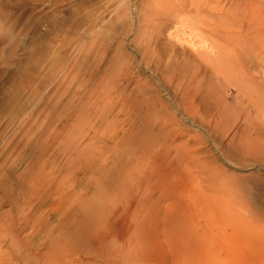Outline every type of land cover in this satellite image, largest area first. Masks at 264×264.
I'll return each instance as SVG.
<instances>
[{
    "label": "rangeland",
    "instance_id": "rangeland-1",
    "mask_svg": "<svg viewBox=\"0 0 264 264\" xmlns=\"http://www.w3.org/2000/svg\"><path fill=\"white\" fill-rule=\"evenodd\" d=\"M12 232L31 264H264V0H0V264Z\"/></svg>",
    "mask_w": 264,
    "mask_h": 264
},
{
    "label": "bare ground",
    "instance_id": "bare-ground-1",
    "mask_svg": "<svg viewBox=\"0 0 264 264\" xmlns=\"http://www.w3.org/2000/svg\"><path fill=\"white\" fill-rule=\"evenodd\" d=\"M140 1L142 2V0H140ZM145 1H146V0H145ZM148 1H149V0H147V2H148ZM140 5H141V4H140ZM148 6H149V5H148ZM169 29H171V28H169ZM168 31H169V30H168ZM178 31H179V30H178ZM171 32H172V31H171ZM171 32H168V33L166 32V33H167V35H171ZM173 32H174V31H173ZM173 32H172V33H173ZM172 35H173V34H172ZM172 35H171V36H172ZM174 35L177 36L176 33H174ZM174 35H173V38L175 37ZM183 36H184V35H183ZM181 37H182V36H181ZM168 38L172 39L171 37H168ZM204 38H205V37H204ZM176 39H177V40H176ZM179 39H183V38H180V37H179ZM179 39H178V38H175V40L177 41V43H179V42H178ZM184 39H185V38H184ZM188 41H189V40H188ZM192 42H193V41H192ZM192 42H189V43H190V45H189L190 47L192 46V45H191ZM186 43H187V42H186ZM186 43H185V44H186ZM189 43H188V44H189ZM195 43H196V42H195ZM200 43H201V42H200ZM169 44H170V43H169ZM181 44H182V43H181ZM195 45H196V44H195ZM195 45H194V46H195ZM194 46H193V47H194ZM186 47H187V46H186ZM164 48H165V47H164ZM191 48H192V47H191ZM194 48H195V47H194ZM191 51H192V50H191ZM145 52H146V51H145ZM149 52H150V51H149ZM195 52H196V51H195ZM195 52H194V53H195ZM203 52H204V51H203ZM197 53H200V52H197ZM208 53H209V52H208ZM148 54H149V53H148ZM203 54H204V53H203ZM195 55H196V54H195ZM200 55H202V53H201ZM149 57H150V55H148V58H149ZM198 57H199V56H198ZM198 57H197V58H198ZM202 57L205 58V60L207 61V59H208L207 54L202 55L201 58H202ZM151 58H152V57H151ZM151 58H150V59H151ZM209 58H210V57H209ZM213 59H214V58H213ZM151 60H152V59H151ZM159 60L161 61V59H159ZM211 60H212V58H210V61H211ZM142 61H143V60H142ZM202 61H203V60H202ZM210 61H209V62H210ZM149 62H150V61H149ZM182 62H183V61H182ZM188 62H189V61H188ZM150 63H151V62H150ZM157 63H158V61H157ZM162 63H163V62H162ZM162 63H161V64H162ZM213 63H214V62H213ZM147 64H149V63H147ZM147 64H146V65H147ZM182 64H183V63H182ZM144 65H145V64H144ZM184 65H186V63H185ZM158 66H159V65H158ZM182 66H183V65H182ZM187 66H188V65H187ZM187 66H185V67H187ZM180 67H181V66H180ZM92 68H93V67H92ZM188 68H189V67H188ZM178 71H180V70H178ZM181 72H182V71H181ZM176 73H178V72H176ZM129 74H130V73H129ZM179 74H180V73H179ZM182 75H183V72L181 73V76H182ZM196 75H197V74H196ZM125 76H127V74H126ZM130 76H131V74H130ZM90 77H91V76H90ZM90 77H89V78H90ZM193 77H194V76H193ZM169 78H170V77H169ZM179 78H180V76H178V77L175 76V80H179ZM126 79H128V78H126ZM133 79H134V77H133ZM135 79H136V78H135ZM135 79H134V80H135ZM171 79H172V78H170V80H171ZM95 80H96V79H95ZM134 80H133V81H134ZM136 80H137V79H136ZM136 80H135V82L138 83V81H136ZM195 80H196V79H195ZM127 81H128V80H127ZM172 81H173V79H172ZM172 81H171V83H172ZM191 81H192V80H191ZM130 82H132L131 78H130V80H129L128 83H130ZM179 82H183V80H182V81H179ZM179 82L177 81V83H179ZM126 83H127V82H126ZM92 84H95V83H92ZM139 84H141V83H139ZM137 85H138V84H137ZM176 85H178V84H176ZM179 85H180V84H179ZM140 86H141V85H140ZM141 87H142V86H141ZM179 87H180V86H179ZM188 87H189V86H188ZM198 87H199V86H198ZM136 88H138V87H136ZM195 88H196V87H195ZM181 90H182V88H181ZM181 90H180V92H181ZM186 90H187V89H186ZM137 91H138V90H137ZM140 92H141V91H140ZM182 92H183V91H182ZM205 92H206V91H205ZM187 94H188V93H187ZM204 94H205V93H204ZM206 94H207V92H206ZM128 95H130V94H128ZM133 95H134V94H133ZM207 95H208V94H207ZM211 95H212V94H211ZM143 96H144V95H143ZM123 97L126 98L125 95H124ZM123 97H122V98H123ZM182 97H183V96H182ZM140 98H141V97H140ZM151 98L153 99L154 97H151ZM203 98H204V96H203ZM203 98H202V99H203ZM206 98H207V97H206ZM129 99H130V98H129ZM131 99H132V98H131ZM131 99H130V100H131ZM155 99H156V98H155ZM123 100H125V99H123ZM158 100H159V99H158ZM184 100H185V99H184ZM149 101H150V100H149ZM127 102H128V101H127ZM129 102H131V101H129ZM121 103H122V101H121ZM133 103H134V102H133ZM138 103H140V102H138ZM123 104H124V103H123ZM142 104H143V103H142ZM151 104H152V103H151ZM136 105H137V104H136ZM138 105H139V104H138ZM154 105H155V104H154ZM154 105H153V107H154ZM148 106H149V105H148ZM148 106H147V109L149 108ZM140 107H141V106H140ZM142 108H143V107H142ZM133 109H134V108H133ZM136 109H138V108H136ZM140 109H141V108H140ZM136 111H137V110H136ZM148 111H149V110H148ZM134 112H135V111H134ZM137 112H138V111H137ZM139 112H140V110H139ZM152 112H153V111H152ZM150 113H151V112H150ZM156 113H159V112L157 111ZM166 113H167V112H166ZM146 114H147V113H146ZM146 114H144V115H146ZM153 114H154V113H153ZM164 114H165V113H164ZM158 115H159V114H158ZM158 115L156 114L155 117H156V116L158 117ZM167 115H168V113H167ZM148 117H149V115H148ZM166 117H167V116H166ZM156 119H157V118H156ZM153 120H155V119H153ZM169 120H170V119H169ZM140 121H141V120H140ZM142 121H143V120H142ZM142 121H141V123L143 124ZM163 121H165V120L163 119ZM146 122H147V120H146ZM146 122H145V123H146ZM151 122H152V121H151ZM151 122H150V123H151ZM153 122H154V121H153ZM110 123H111V122H110ZM162 123H163V122H162ZM135 125H137V124H135ZM144 125H145V124H144ZM147 125H149V123H147ZM164 125H165V124H164ZM165 126H166V125H165ZM178 126H179V125H178ZM140 127H142V126H140ZM146 127H147V126H144V129H145ZM123 128H124V127H123ZM123 128L121 127V130H124V131H125L126 128H125V129H123ZM142 128H143V127H142ZM158 128L161 129L162 126H161V128H160V127L157 125V123H152L149 127L146 128V130H147V129H150V132H151V130H153V129L156 130V129H158ZM177 128H179V127H177ZM135 129H136L135 127H131V128H129V129H127V130L132 131V130H135ZM159 129H158V131H159ZM162 129H163V128H162ZM166 129H167V128H166ZM140 130H141V129H140ZM181 130H183V129H181ZM122 132H123V131H122ZM139 132H140V131H139ZM150 132H149V133H150ZM151 133H152V132H151ZM12 218H13V217H11L10 220H11ZM43 220H44V219H43ZM9 222H10V221H9ZM12 222H13V220H12ZM27 222H28V221H27ZM45 222H46L45 225L49 227V225H50V223H51L50 220H49V221L47 220V221H45ZM10 223H11V222H10ZM25 223H26V221H25ZM39 223H40V222H39ZM12 224H13V223H12ZM41 224H43V222H42ZM26 225L30 226V225L27 224V223L25 224V226H26ZM51 225H52V224H51ZM28 226H27V227H28ZM31 226H32V225H31ZM41 226H42V225H41ZM16 227H17V226H16ZM14 228H15V227H14ZM23 228H25L24 225L22 226V231H23ZM28 228H29V227H28ZM41 229H44V227H41ZM46 229H47V227H46ZM13 230H14V229H13ZM15 230H16V228H15ZM18 230H21V227L18 228ZM58 230H60V229H58ZM71 230H72V229H71ZM44 231H45V230H44ZM48 231H49V229H48ZM61 231H62V230H61ZM19 232H20V231H19ZM19 232H18V233H19ZM37 232H38V231H37ZM59 232H60V231H52V230H50V231H49V234H48V232L46 233V234H48V236H47V241L42 242V244H41V245L43 246V248H45L46 251H45V253L43 252L44 254L41 253V254H43L41 258H44V259L46 258L47 260H48V258H54V257L57 258L58 255L56 256V255L54 254L53 251H51V250L49 251V250H48V246H50L49 248H51V246H52V249H53V247H54L53 244H55V242L53 243V241H54V237H55V234H56V233L59 234ZM67 232H68V231H67ZM67 232H66V233H67ZM12 233H13V235L11 234V235H12V238H11V244H12L13 247H15V251H14V248H13V251H14L16 254L14 253L15 256L12 257L13 260L10 261V262H8V264H25V263H26V264H31V263H27V262H25V258H26L25 255L29 256L28 254L30 253V252H29V249L27 248L26 245H23V243L20 242V239H18V233H17V234H14L15 232H12ZM40 233H41V231H40ZM40 233H39V235H40ZM36 234H37V233H36ZM36 234H35V235H36ZM46 234H45V235H46ZM79 234H80V233H79ZM86 235H87V234H86ZM8 236H10V235H8ZM57 236H58V235H57ZM31 237H32V235H31ZM34 237H35V236H34ZM34 237H33V238H30V240H31V242H34V243H35V244L33 243L34 245L37 246L38 243H40V242H38V241H39V238L41 237V235H40L38 238H34ZM36 237H37V235H36ZM60 239H61V238H60ZM26 240H27V239H26ZM21 241H23V240H21ZM24 241H25V240H24ZM27 241H28V240H27ZM57 243H59V242H57ZM57 243H56V245H57ZM30 244H31V243H30ZM66 244H67V243H66ZM58 245H59V244H58ZM25 246H26V247H25ZM30 246H31V245H30ZM39 246H40V244H39ZM44 246H45V247H44ZM67 247H68V246H67ZM37 248H38V247H37ZM43 248H42V249H43ZM59 248H60V247H59ZM38 249H39V248H38ZM42 249H41V250H42ZM56 249H57V248H56ZM65 249H66V248H65ZM65 249L62 248L63 251H64ZM34 250H35V247H34ZM39 250H40V249H39ZM39 250H38V252L40 253L41 250H40V251H39ZM13 251H12V252H13ZM54 251H55V250H54ZM56 251H57V250H56ZM56 251H55V253H56ZM65 251H67V249H66ZM5 252L7 253V256H8V252H10V251L7 252V250H5ZM5 252H4V253H5ZM38 252H37V253H38ZM67 252H68V251H67ZM26 253H27V254H26ZM64 253H65V252H64ZM59 254H61V250H59ZM65 254H66V253H65ZM70 254H71V253H70ZM5 255H6V254H5ZM7 256H6V257H7ZM31 256H32V254H31ZM31 256H30V257H31ZM40 256H41V255H40ZM40 256H39V257H40ZM8 257H9V256H8ZM10 257H11V256H10ZM58 257H59V256H58ZM62 257L64 258V256H61V258H62ZM65 257H67V256L65 255ZM31 258H32V257H31ZM56 258H55V259H56ZM9 259H10V258H9ZM34 259H36V258H34ZM57 259H58V258H57ZM59 259H60V258H59ZM32 263H33V262H32ZM1 264H2V263H1ZM6 264H7V263H6Z\"/></svg>",
    "mask_w": 264,
    "mask_h": 264
}]
</instances>
